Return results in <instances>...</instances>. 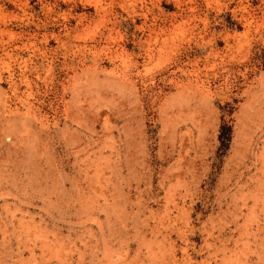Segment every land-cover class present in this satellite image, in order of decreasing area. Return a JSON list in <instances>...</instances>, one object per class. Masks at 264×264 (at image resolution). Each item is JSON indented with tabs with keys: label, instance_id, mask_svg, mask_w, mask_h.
<instances>
[{
	"label": "rangeland",
	"instance_id": "1",
	"mask_svg": "<svg viewBox=\"0 0 264 264\" xmlns=\"http://www.w3.org/2000/svg\"><path fill=\"white\" fill-rule=\"evenodd\" d=\"M0 264H264V0H0Z\"/></svg>",
	"mask_w": 264,
	"mask_h": 264
},
{
	"label": "trees",
	"instance_id": "2",
	"mask_svg": "<svg viewBox=\"0 0 264 264\" xmlns=\"http://www.w3.org/2000/svg\"><path fill=\"white\" fill-rule=\"evenodd\" d=\"M230 139H231L230 129L226 128V127H222L220 129L218 140L220 142V147L223 151H225L228 148L229 143H230Z\"/></svg>",
	"mask_w": 264,
	"mask_h": 264
},
{
	"label": "bare ground",
	"instance_id": "3",
	"mask_svg": "<svg viewBox=\"0 0 264 264\" xmlns=\"http://www.w3.org/2000/svg\"><path fill=\"white\" fill-rule=\"evenodd\" d=\"M64 17V16H63ZM6 30V29H5ZM9 33V32H8ZM11 35V34H10ZM13 36V35H12ZM156 39V38H155ZM2 44V43H1ZM149 44V43H148ZM4 54V53H3ZM8 54V53H7Z\"/></svg>",
	"mask_w": 264,
	"mask_h": 264
}]
</instances>
